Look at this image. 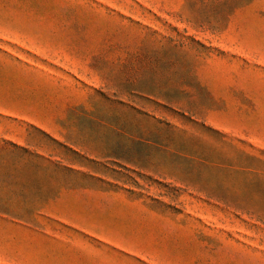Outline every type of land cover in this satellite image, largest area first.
<instances>
[{"label":"rangeland","instance_id":"374dc122","mask_svg":"<svg viewBox=\"0 0 264 264\" xmlns=\"http://www.w3.org/2000/svg\"><path fill=\"white\" fill-rule=\"evenodd\" d=\"M0 264H264V0H0Z\"/></svg>","mask_w":264,"mask_h":264}]
</instances>
